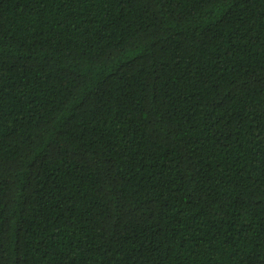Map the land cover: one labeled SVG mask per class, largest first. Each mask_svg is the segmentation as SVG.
<instances>
[{
	"label": "trees",
	"instance_id": "1",
	"mask_svg": "<svg viewBox=\"0 0 264 264\" xmlns=\"http://www.w3.org/2000/svg\"><path fill=\"white\" fill-rule=\"evenodd\" d=\"M0 264H264V0H0Z\"/></svg>",
	"mask_w": 264,
	"mask_h": 264
}]
</instances>
